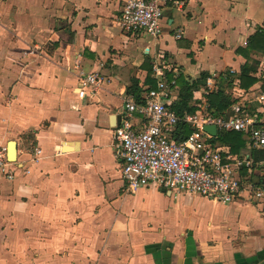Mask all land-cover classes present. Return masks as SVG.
Segmentation results:
<instances>
[{"label": "crops", "instance_id": "0c3cea01", "mask_svg": "<svg viewBox=\"0 0 264 264\" xmlns=\"http://www.w3.org/2000/svg\"><path fill=\"white\" fill-rule=\"evenodd\" d=\"M124 2L0 0V142L15 149L14 177L0 175V264H264L263 199L241 192L223 203L155 185L130 192L113 141L125 98L136 100L131 79L139 100L156 86L152 64L165 68L175 101L176 75L207 72L192 112L209 76L218 86L238 73L237 49L264 29V0H168L153 38L121 29ZM252 56L256 81L233 84L229 108L238 102L262 119L264 53ZM91 71L100 83L80 97L79 76ZM128 119L142 126L140 115ZM243 133L237 152L217 146L236 156L264 149ZM239 176L249 180L245 168ZM250 179L264 186V175Z\"/></svg>", "mask_w": 264, "mask_h": 264}, {"label": "built area", "instance_id": "2783aa9c", "mask_svg": "<svg viewBox=\"0 0 264 264\" xmlns=\"http://www.w3.org/2000/svg\"><path fill=\"white\" fill-rule=\"evenodd\" d=\"M167 1L125 0L115 19L125 32L156 37ZM151 67L158 77L156 86L147 87L139 101L125 98V117L113 130L126 189L134 192L143 186H162L223 203L232 202L241 192H246L250 197L264 200V186L254 187L250 179L251 174L264 175V157L254 160L249 153L230 155L214 145L210 141L212 135L204 130V125L214 124L217 130L242 131L248 134L252 146L264 147V118L248 113L238 102L232 105L227 116L212 115L207 108V95L216 89L217 75L207 78L202 94L194 100L198 109L180 117L174 108L175 95L165 77V68L159 63ZM100 80L96 71L81 73L78 95L93 94ZM240 93L237 95L242 96ZM135 113L142 117L139 128L128 119ZM179 121L186 122L192 129L182 139L175 138ZM56 148L59 150V145ZM7 151V145L0 142V175L11 179L15 171ZM34 152L38 154L39 148ZM241 168L246 169L249 180L240 178Z\"/></svg>", "mask_w": 264, "mask_h": 264}, {"label": "trees", "instance_id": "16d2710c", "mask_svg": "<svg viewBox=\"0 0 264 264\" xmlns=\"http://www.w3.org/2000/svg\"><path fill=\"white\" fill-rule=\"evenodd\" d=\"M237 51L245 58V62L242 64L240 71L238 73L228 72L220 79L217 89L207 95L208 108L210 113L214 116H227L230 113L229 107L233 100L229 90L233 84L243 89H248L256 81L253 73L256 71L258 60L252 56V53L256 55L264 53V29L260 30L254 36H250L246 45L238 48ZM148 74H150V72H148ZM169 76L171 77L172 75ZM206 76L207 72L202 71L197 78L190 81H186L182 74H178L174 77L176 84L179 85L178 96L174 103V108L180 117L194 110V106L191 104L193 91L205 83ZM148 82L151 86L154 85L152 79H148ZM127 90L135 97L136 101H139L141 89L138 87L137 79H131V83ZM177 124L178 129L175 133L176 139L186 137L192 130L183 121H179ZM245 140L246 137L244 133L236 130L226 131L218 129L217 134L212 137L214 145L226 144L230 147L232 152H237L239 147L245 143ZM252 157L254 160L263 158L264 149L257 150Z\"/></svg>", "mask_w": 264, "mask_h": 264}, {"label": "water", "instance_id": "95a60500", "mask_svg": "<svg viewBox=\"0 0 264 264\" xmlns=\"http://www.w3.org/2000/svg\"><path fill=\"white\" fill-rule=\"evenodd\" d=\"M204 130L207 131L208 133L212 134V135H216L217 134V129H216V126L214 124H206V125H204ZM7 155H8V158L9 157L12 158L10 160H14V158H15V149H14L12 141L9 142V144H8Z\"/></svg>", "mask_w": 264, "mask_h": 264}, {"label": "rangeland", "instance_id": "374dc122", "mask_svg": "<svg viewBox=\"0 0 264 264\" xmlns=\"http://www.w3.org/2000/svg\"><path fill=\"white\" fill-rule=\"evenodd\" d=\"M10 159H12L11 157H9Z\"/></svg>", "mask_w": 264, "mask_h": 264}]
</instances>
